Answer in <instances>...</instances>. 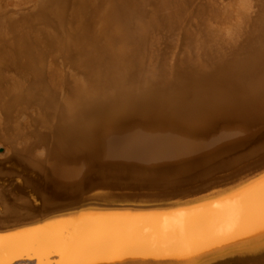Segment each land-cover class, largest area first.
<instances>
[{
    "label": "bare ground",
    "instance_id": "1",
    "mask_svg": "<svg viewBox=\"0 0 264 264\" xmlns=\"http://www.w3.org/2000/svg\"><path fill=\"white\" fill-rule=\"evenodd\" d=\"M0 237L264 264V0H0Z\"/></svg>",
    "mask_w": 264,
    "mask_h": 264
},
{
    "label": "snow or ice",
    "instance_id": "2",
    "mask_svg": "<svg viewBox=\"0 0 264 264\" xmlns=\"http://www.w3.org/2000/svg\"><path fill=\"white\" fill-rule=\"evenodd\" d=\"M2 237H0V252H2ZM79 249H69L68 250V254L71 255H76L79 253ZM0 264H5L4 260L2 259V256H0ZM68 264H81V262L78 261H69Z\"/></svg>",
    "mask_w": 264,
    "mask_h": 264
}]
</instances>
